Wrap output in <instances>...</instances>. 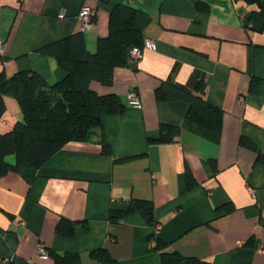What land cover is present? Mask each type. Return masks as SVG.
Here are the masks:
<instances>
[{
    "label": "crops",
    "instance_id": "1",
    "mask_svg": "<svg viewBox=\"0 0 264 264\" xmlns=\"http://www.w3.org/2000/svg\"><path fill=\"white\" fill-rule=\"evenodd\" d=\"M121 2L138 9L136 27L156 49H144L135 68L115 67L111 84L90 82L99 93L119 95L125 107L103 115L89 140L69 142L40 167L22 163L0 176V264H53L51 257L37 255L40 242L55 252L78 253L81 264H162L158 240L167 251L217 264H264V160L239 142L246 136L264 154V30L248 23L251 5L0 0V132L22 118L17 72L34 71L48 83L66 73L54 55L38 49L79 32L78 11L88 6L96 13L82 34L95 51L108 33L111 9ZM191 77H203L204 97L223 109L219 134L185 118L187 101L156 97L163 80L186 83ZM132 88L139 108L129 102ZM161 122L179 124L180 134L171 142H149ZM100 141L112 154L102 152ZM127 156L135 157L117 160ZM130 199L152 203L157 234L138 210L110 220V211L126 208ZM61 218L77 223L71 237L57 231ZM98 247L114 261L90 257Z\"/></svg>",
    "mask_w": 264,
    "mask_h": 264
},
{
    "label": "trees",
    "instance_id": "2",
    "mask_svg": "<svg viewBox=\"0 0 264 264\" xmlns=\"http://www.w3.org/2000/svg\"><path fill=\"white\" fill-rule=\"evenodd\" d=\"M234 1L251 5L248 23L264 30V0ZM198 7L205 9L208 5L198 2ZM137 11L138 9L130 3L121 2L114 5L109 14L108 33L98 39L95 51L88 50L81 31L40 47L39 51L54 55L60 66L66 70L61 80L48 83L34 71H19L13 76L22 118L17 120L10 130L0 132V176L17 169L22 163L40 167L69 142L89 140L94 129L100 127L103 115L124 110L125 106L119 95L99 93L90 87V82L97 80L102 84H111L115 67L128 66L126 56L129 49L142 46L144 37L136 27L135 21ZM257 85L258 80L252 79L250 90L256 91ZM205 86L203 77H191L186 83L167 78L160 83L155 93L159 100L187 101L185 118L219 134L222 129L223 109L204 97ZM4 110L5 105L0 93V117ZM180 130L179 124L161 122L159 135L148 138V141L171 142L178 137ZM239 142L257 151L264 160V154H261L256 143L250 138L242 135ZM100 144L103 153L112 154L109 144L104 141H100ZM10 155H13V161L8 160ZM134 157L127 156L117 160ZM136 210L140 211L149 223H156L152 203L143 199H130L126 208L110 211L109 218L118 221ZM76 224L75 221L61 218L56 229L60 234L71 237ZM156 246L160 250L162 264H217L197 257L184 256L177 251H167L159 240L156 241ZM47 249L53 264H81L80 255L76 252L59 253ZM89 255L104 262L114 261L107 250L101 247L90 250Z\"/></svg>",
    "mask_w": 264,
    "mask_h": 264
},
{
    "label": "built area",
    "instance_id": "3",
    "mask_svg": "<svg viewBox=\"0 0 264 264\" xmlns=\"http://www.w3.org/2000/svg\"><path fill=\"white\" fill-rule=\"evenodd\" d=\"M95 9L88 7V6H82L79 11H78V19H79V24H80V31L84 32L92 27V21L93 17L95 16ZM144 49H151L155 50L156 49V43L153 39L145 37L143 39V44L142 46H133L129 49L128 54L126 56V63L128 67H133L136 66V63L138 60L141 58L143 54ZM4 43L2 40H0V66L4 64ZM128 99L130 104L133 107H141V102H140V97L138 90L136 88H132L128 91ZM154 233L157 234L158 231L160 230V224L155 223L154 224ZM36 253L38 256L45 258L48 256V249L43 243H39L36 249Z\"/></svg>",
    "mask_w": 264,
    "mask_h": 264
},
{
    "label": "rangeland",
    "instance_id": "4",
    "mask_svg": "<svg viewBox=\"0 0 264 264\" xmlns=\"http://www.w3.org/2000/svg\"><path fill=\"white\" fill-rule=\"evenodd\" d=\"M11 156H13V155H10L9 157H11Z\"/></svg>",
    "mask_w": 264,
    "mask_h": 264
}]
</instances>
